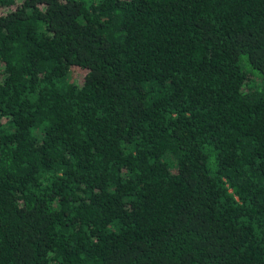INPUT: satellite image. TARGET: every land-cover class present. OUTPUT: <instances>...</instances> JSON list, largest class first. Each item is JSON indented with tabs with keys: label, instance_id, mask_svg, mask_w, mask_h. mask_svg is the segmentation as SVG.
<instances>
[{
	"label": "trees",
	"instance_id": "1",
	"mask_svg": "<svg viewBox=\"0 0 264 264\" xmlns=\"http://www.w3.org/2000/svg\"><path fill=\"white\" fill-rule=\"evenodd\" d=\"M0 264H264V0H0Z\"/></svg>",
	"mask_w": 264,
	"mask_h": 264
},
{
	"label": "rangeland",
	"instance_id": "2",
	"mask_svg": "<svg viewBox=\"0 0 264 264\" xmlns=\"http://www.w3.org/2000/svg\"><path fill=\"white\" fill-rule=\"evenodd\" d=\"M84 71L85 69L79 66H71L68 75L71 79L81 81L83 78Z\"/></svg>",
	"mask_w": 264,
	"mask_h": 264
}]
</instances>
